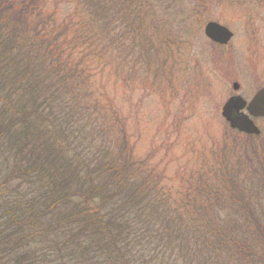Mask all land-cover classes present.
<instances>
[{
	"label": "trees",
	"instance_id": "1",
	"mask_svg": "<svg viewBox=\"0 0 264 264\" xmlns=\"http://www.w3.org/2000/svg\"><path fill=\"white\" fill-rule=\"evenodd\" d=\"M43 1L0 0V264H264L249 194L200 177L170 203L94 96L108 53L133 66L156 54L148 0H76L74 23ZM243 154L221 156L216 176L264 174L263 143Z\"/></svg>",
	"mask_w": 264,
	"mask_h": 264
},
{
	"label": "rangeland",
	"instance_id": "2",
	"mask_svg": "<svg viewBox=\"0 0 264 264\" xmlns=\"http://www.w3.org/2000/svg\"><path fill=\"white\" fill-rule=\"evenodd\" d=\"M59 2L44 0V12L55 11V22L74 23L68 14L76 0ZM148 2L149 34L157 51L150 62L127 64L125 43L121 55L108 53L91 74L94 96L118 117L114 140L125 138L132 161L145 162L159 175L170 203L189 195L200 177L215 186L223 180L227 194L234 189L249 194L245 199L264 219L263 173L245 165L231 180L214 171L221 156L231 164L244 156L246 146L264 144V118L254 120L262 138L256 141L231 130L221 117L231 96L248 101L264 88V0ZM209 22L233 33L227 45L205 37ZM80 55L72 54L71 60L77 62ZM233 83L240 87L236 93Z\"/></svg>",
	"mask_w": 264,
	"mask_h": 264
},
{
	"label": "water",
	"instance_id": "3",
	"mask_svg": "<svg viewBox=\"0 0 264 264\" xmlns=\"http://www.w3.org/2000/svg\"><path fill=\"white\" fill-rule=\"evenodd\" d=\"M205 36L220 45H226L232 38V33L225 27L209 22L204 28ZM234 91L239 89L235 83L232 85ZM246 102L239 96L228 99L221 109V117L228 123L230 129L249 136H259L260 130L255 126L249 115L258 118L264 117V88L259 90L247 106L249 115L242 113Z\"/></svg>",
	"mask_w": 264,
	"mask_h": 264
},
{
	"label": "flooded vegetation",
	"instance_id": "4",
	"mask_svg": "<svg viewBox=\"0 0 264 264\" xmlns=\"http://www.w3.org/2000/svg\"><path fill=\"white\" fill-rule=\"evenodd\" d=\"M259 90H260V89H259ZM259 90H258V91H259ZM258 91H257V92H258ZM257 92H256V93H257ZM256 93H255V94H256ZM255 94H254V95L250 98V100H248V101L245 100V99H243V100L246 102V107L244 108V110L241 111L242 113L249 115L248 112H247V109H246V108H247L248 104L251 102V100L253 99V97L255 96ZM231 97H235V95H234V96H231ZM240 97H241V96H240ZM249 117H250L253 121H254V120H257V119H261V117L254 118V117H252V116H250V115H249Z\"/></svg>",
	"mask_w": 264,
	"mask_h": 264
}]
</instances>
